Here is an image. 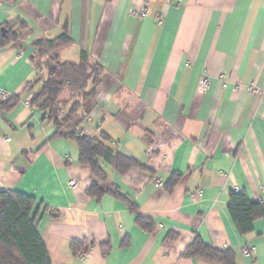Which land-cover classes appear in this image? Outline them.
<instances>
[{"label": "crops", "instance_id": "1", "mask_svg": "<svg viewBox=\"0 0 264 264\" xmlns=\"http://www.w3.org/2000/svg\"><path fill=\"white\" fill-rule=\"evenodd\" d=\"M66 26L61 60L77 64L84 50L104 69L81 127L140 164L121 172L101 159L103 182L25 103L36 96V42ZM97 183L99 198L87 194ZM9 190L36 199L52 264H220L184 255L197 237L232 249L235 264H264V219L241 234L228 209L231 192L264 202V0H0V191ZM73 241L89 250L73 252Z\"/></svg>", "mask_w": 264, "mask_h": 264}, {"label": "trees", "instance_id": "2", "mask_svg": "<svg viewBox=\"0 0 264 264\" xmlns=\"http://www.w3.org/2000/svg\"><path fill=\"white\" fill-rule=\"evenodd\" d=\"M71 44L72 38L67 26L59 36L36 42L37 54L42 58L47 57L46 73L39 68L36 79L27 90L36 93L31 105L44 111L45 119L57 127L53 138L65 137L74 141L80 150V162L89 165L95 179L103 182L107 180V174L100 163L101 159L121 172L140 164L119 153H113L107 146L111 139L106 133L101 138H94L81 127L86 120L84 115H80L82 105L85 100L96 95L104 69L99 63L93 62L84 50L81 51L79 63L62 61L60 51ZM40 73L43 74L39 76ZM65 93L68 96L63 98ZM14 99L12 96L6 101L10 103ZM73 121L76 122V128L65 132L64 128ZM175 183L176 180H173L169 184L170 191ZM111 192L117 197L125 198L118 189H112ZM87 194L99 198L103 191L97 183L87 190ZM35 206L36 199L33 196L13 190L0 191V264H52L39 233L36 216L33 215ZM132 207L136 210L134 205ZM228 209L241 234L253 231L257 218L264 219V202L253 201L246 193L231 192ZM138 223L150 230V225L144 218L139 216ZM71 249L77 253L88 251L89 247L86 243L73 241ZM103 249L107 252L108 247L104 246ZM184 255L202 257L213 263H236V255L232 249H216L199 237L186 249Z\"/></svg>", "mask_w": 264, "mask_h": 264}, {"label": "built area", "instance_id": "3", "mask_svg": "<svg viewBox=\"0 0 264 264\" xmlns=\"http://www.w3.org/2000/svg\"><path fill=\"white\" fill-rule=\"evenodd\" d=\"M144 14H145V12H140V15H144ZM209 84H210L209 78L206 77V76L202 77V79L200 80V84H199L200 90L201 91L206 90L208 88ZM235 90H237V89L235 88ZM1 96H2V98L4 100H7V99H9L11 97V95H9L6 92H1ZM25 103H26L27 106H30L31 105V102L30 101H26ZM84 131H86V130H84ZM160 183L161 182H158V184H160ZM262 201H264V199ZM243 252H244L245 255H248L249 254V250L248 249H244Z\"/></svg>", "mask_w": 264, "mask_h": 264}, {"label": "rangeland", "instance_id": "4", "mask_svg": "<svg viewBox=\"0 0 264 264\" xmlns=\"http://www.w3.org/2000/svg\"><path fill=\"white\" fill-rule=\"evenodd\" d=\"M46 60H47V57L42 58L39 54H37V60H36L37 70H39V68H41L42 69L41 71L43 72V69H44L45 73H46V69H45L46 68ZM41 74H43V73H40L39 76H41ZM67 96H68V93H65L63 95V98H65Z\"/></svg>", "mask_w": 264, "mask_h": 264}]
</instances>
